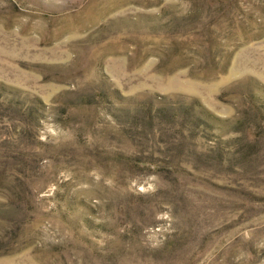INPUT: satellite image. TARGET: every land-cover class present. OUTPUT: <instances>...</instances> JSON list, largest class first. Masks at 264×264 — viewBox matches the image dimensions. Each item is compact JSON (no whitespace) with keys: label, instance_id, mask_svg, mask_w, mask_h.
<instances>
[{"label":"rangeland","instance_id":"1","mask_svg":"<svg viewBox=\"0 0 264 264\" xmlns=\"http://www.w3.org/2000/svg\"><path fill=\"white\" fill-rule=\"evenodd\" d=\"M0 264H264V0H0Z\"/></svg>","mask_w":264,"mask_h":264}]
</instances>
